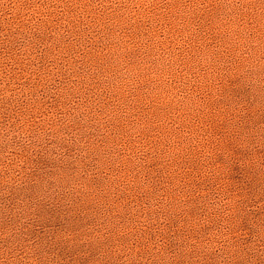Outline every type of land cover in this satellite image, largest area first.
Returning <instances> with one entry per match:
<instances>
[{
    "label": "rangeland",
    "instance_id": "rangeland-1",
    "mask_svg": "<svg viewBox=\"0 0 264 264\" xmlns=\"http://www.w3.org/2000/svg\"><path fill=\"white\" fill-rule=\"evenodd\" d=\"M0 264H264V0H0Z\"/></svg>",
    "mask_w": 264,
    "mask_h": 264
}]
</instances>
